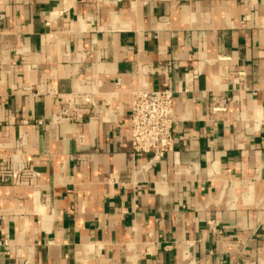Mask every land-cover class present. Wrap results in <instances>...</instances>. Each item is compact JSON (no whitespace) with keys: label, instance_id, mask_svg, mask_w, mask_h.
I'll return each instance as SVG.
<instances>
[{"label":"crops","instance_id":"crops-1","mask_svg":"<svg viewBox=\"0 0 264 264\" xmlns=\"http://www.w3.org/2000/svg\"><path fill=\"white\" fill-rule=\"evenodd\" d=\"M0 264H264V0H0Z\"/></svg>","mask_w":264,"mask_h":264},{"label":"built area","instance_id":"built-area-1","mask_svg":"<svg viewBox=\"0 0 264 264\" xmlns=\"http://www.w3.org/2000/svg\"><path fill=\"white\" fill-rule=\"evenodd\" d=\"M171 91L137 90L132 94L129 140L132 154L147 156V166L159 163L174 147L176 115ZM66 112H63V115Z\"/></svg>","mask_w":264,"mask_h":264}]
</instances>
